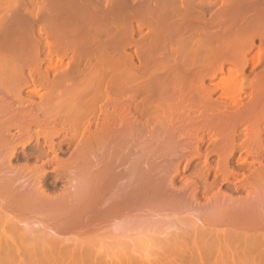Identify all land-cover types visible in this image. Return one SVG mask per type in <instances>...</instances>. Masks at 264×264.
I'll return each mask as SVG.
<instances>
[{"label":"bare ground","instance_id":"obj_1","mask_svg":"<svg viewBox=\"0 0 264 264\" xmlns=\"http://www.w3.org/2000/svg\"><path fill=\"white\" fill-rule=\"evenodd\" d=\"M42 1L29 0L28 8L20 7L18 0H0V159L11 143L5 139L12 129L17 141L10 144L11 155L39 138L53 151L57 136L76 140L70 180L78 189L71 200L81 207L66 205L69 224L86 217L101 219L100 200L110 191L113 177L108 158H120L142 130L165 141L198 123L202 142L217 157L213 171L208 170L207 159L202 169L227 183L237 179L226 170L234 152L261 165L264 0H158L160 6L145 0L138 9L133 3L112 0L108 9L102 5L106 10L97 6L101 0H65L52 9ZM215 2L222 9L205 18L203 9ZM193 4L202 11L194 10ZM143 28L148 34L143 31L144 38L138 41L142 36H135ZM128 47L135 48L134 53L127 52ZM35 102L43 105L40 128L22 141L21 132L30 131L36 122L29 107ZM226 147L231 150L225 157ZM44 150L38 152L41 157ZM96 153L105 164L94 169L91 159ZM53 163L57 171L68 172L63 164L57 165L56 157ZM240 167L246 168V163ZM261 169L252 174L258 178L251 181V188L264 179ZM2 172L0 166V199L12 200L14 190ZM6 248L0 235V264L8 262ZM88 256L79 264H101ZM140 257H128L126 262L143 264Z\"/></svg>","mask_w":264,"mask_h":264},{"label":"rangeland","instance_id":"obj_2","mask_svg":"<svg viewBox=\"0 0 264 264\" xmlns=\"http://www.w3.org/2000/svg\"><path fill=\"white\" fill-rule=\"evenodd\" d=\"M28 1L18 0V5L29 8ZM64 1L44 0L50 9L63 5ZM111 1L101 0L97 6L108 9ZM120 1L127 6L133 3L138 9V4L147 0ZM152 1L154 5L158 2ZM199 1L192 0V3ZM217 2L204 9H199V4L193 7L203 9L208 19L222 9L220 1ZM134 24L136 22L131 26ZM143 31L148 32L143 28L142 34L135 36H142L138 41L144 38ZM254 44L258 46L259 40ZM133 49L126 50L134 53ZM67 61L68 58H64V62ZM37 97L31 100L38 101ZM35 103L37 105L29 107L36 122L30 131L21 132L22 141L40 128L43 115L39 109L43 105ZM200 127L196 123L165 141L154 140L142 130L131 149L128 147L120 158L119 155L108 158L109 165L113 164L108 168L113 177L110 191L108 189L100 200L101 219L94 221L86 217L72 224L67 222L71 214L66 217L65 213L64 217V208L66 205L75 210L81 207L77 200H71L78 189L70 180L73 172L70 164L74 162L77 141H70L69 135L57 136L52 140L54 152L51 145L49 150L39 138L24 148H16L11 155L10 144L17 134L12 129L11 136L5 139H10L11 143L0 159L2 173L15 191L14 199H0V235L7 243L6 263L79 264L89 255V261L101 264H129L126 259L132 256H142L143 264H264L261 227L264 226V179L255 189L251 188V181L258 178L252 174L262 170L264 159L259 165L252 157L236 151L228 157L226 170L228 174H237V179L231 183L221 181L220 177L216 179L209 171L214 170L217 157L209 154L210 145L202 142ZM234 142L238 149L239 139ZM44 149L47 151L41 157L39 153ZM230 150L231 147L223 150L225 157ZM54 157L57 165L63 164L68 172L56 170ZM100 158L99 153L92 156L94 169L105 164ZM205 159L210 166L207 165L208 172L202 169ZM242 162L246 163V168H239Z\"/></svg>","mask_w":264,"mask_h":264}]
</instances>
